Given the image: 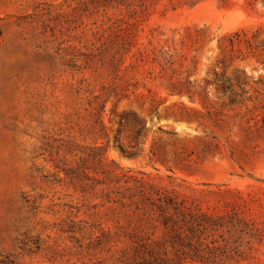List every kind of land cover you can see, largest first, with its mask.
I'll return each instance as SVG.
<instances>
[{
  "label": "rangeland",
  "instance_id": "1",
  "mask_svg": "<svg viewBox=\"0 0 264 264\" xmlns=\"http://www.w3.org/2000/svg\"><path fill=\"white\" fill-rule=\"evenodd\" d=\"M116 23L137 39L123 57ZM117 84L99 135L90 103ZM123 114L146 125L134 158ZM142 173L264 229V0H0V264H119L124 242L101 235L129 221L111 199ZM224 264H264V238Z\"/></svg>",
  "mask_w": 264,
  "mask_h": 264
},
{
  "label": "trees",
  "instance_id": "2",
  "mask_svg": "<svg viewBox=\"0 0 264 264\" xmlns=\"http://www.w3.org/2000/svg\"><path fill=\"white\" fill-rule=\"evenodd\" d=\"M110 29L112 46L119 49L122 57L137 45V39L129 25L116 23ZM116 61L118 63L112 61L110 65L117 69L122 59ZM121 90L122 86L117 84L112 87L106 100H101L100 95L94 96L90 105L95 116V133L102 135L100 133L105 129L102 114L106 103L109 97L117 96ZM129 119L134 123L135 130L128 148L118 143L120 128L115 143L122 154L134 158L144 151L140 147L147 141L146 125L133 115L123 114L119 126L122 128ZM95 150L101 159L103 147L98 146ZM149 153L151 162L163 163L164 160L153 148ZM141 175L128 177L132 178L133 185H127L123 189L117 188L116 193L119 195L111 199L128 212L127 224L120 226L114 233L101 235L106 240L114 239L115 243L124 242L119 264H160L168 261L166 256L171 251L178 262L190 259L205 263L218 261L224 264L228 261H238L263 241L264 229L253 219L247 218L238 207H232L222 213H213L205 210L195 195L196 192L204 190L198 191L187 182L176 183L171 176H168L171 179L170 186H162L149 181L146 173ZM118 182L119 179L115 184ZM114 191L111 189L110 192ZM125 191L129 192L127 198L123 194ZM223 230L229 232L227 237L222 236L221 240L214 238L215 233ZM157 231H160L159 237L155 236Z\"/></svg>",
  "mask_w": 264,
  "mask_h": 264
}]
</instances>
